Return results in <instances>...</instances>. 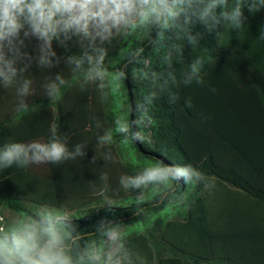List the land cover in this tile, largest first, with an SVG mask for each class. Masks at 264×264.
Instances as JSON below:
<instances>
[{"label": "trees", "instance_id": "16d2710c", "mask_svg": "<svg viewBox=\"0 0 264 264\" xmlns=\"http://www.w3.org/2000/svg\"><path fill=\"white\" fill-rule=\"evenodd\" d=\"M245 16L243 29L221 26L218 38L216 31L196 26L195 31L202 33L198 48L186 43L173 70L179 79L194 58L204 57V84H180L171 89L179 97L176 103L170 104L165 92L151 105L146 141L124 145L139 164L122 156L119 136L111 145L97 146V137L115 127L108 87L82 88L70 70H53V77L61 73L69 81L61 99L51 102L44 94L18 122L0 123V145L7 140H47L55 124L70 149L77 143L87 145L86 156L60 164L0 169V227L8 225L2 216L6 209L17 214L42 207L59 209L86 240L96 239L93 226L102 218L116 221L129 247L147 264H264V38L260 37L264 9L255 14L245 9ZM34 44H28L33 55ZM145 46L146 63L138 67L157 68L153 46ZM79 51L69 42L62 57ZM43 71L33 64L26 74L36 81L44 77ZM44 83L32 87L41 90ZM121 91L124 115L134 118L129 108L148 91L147 82L130 76ZM107 151L112 153L110 161L104 160ZM94 156L95 162H90ZM158 161L191 164L215 187L180 181L167 193L146 190L143 201L137 200L138 191L120 187L121 175H135L143 164ZM102 173L108 174L111 207L98 194Z\"/></svg>", "mask_w": 264, "mask_h": 264}, {"label": "clouds", "instance_id": "9594fccd", "mask_svg": "<svg viewBox=\"0 0 264 264\" xmlns=\"http://www.w3.org/2000/svg\"><path fill=\"white\" fill-rule=\"evenodd\" d=\"M245 9L255 14L264 9V0H0V85L14 88L16 112L30 111L28 97L33 80L26 73L33 65L50 70L63 60L66 68L81 81V87L96 84L105 89L114 75L120 85L131 76L147 82L148 91L129 108L128 114L114 120L97 137V146L119 143L125 146L144 143L145 129L152 124L151 105L165 92L168 102L179 99L173 87L193 83L204 84V57L197 56L178 79L173 61L183 57L185 44L198 48L202 26L206 32H217L223 26L240 31L245 27ZM264 38V31H261ZM36 41L33 55L28 44ZM122 40L131 41L118 50L120 67L110 72L109 52ZM73 42L79 53L61 57L54 48ZM146 43L153 46L157 68H140L146 63ZM44 93L50 101H59L62 89L69 81L61 74L45 76ZM215 91V89H213ZM97 128L101 127L99 121ZM87 145L77 143L71 149L52 125L47 140L27 143L7 140L0 145V169L13 166L60 164L86 156ZM105 152L104 160H112ZM94 156L90 162H95ZM99 179L103 187L99 195L107 206L112 201L106 195L108 174ZM180 181L184 184L202 182L214 188L215 182L191 164L169 165L163 161L150 163L135 175H121L120 187L138 191V201L144 192L167 193ZM94 240H86L79 226L62 210L36 208L18 213L5 227H0V264H147V260L129 247L118 223L108 217L93 226Z\"/></svg>", "mask_w": 264, "mask_h": 264}, {"label": "rangeland", "instance_id": "374dc122", "mask_svg": "<svg viewBox=\"0 0 264 264\" xmlns=\"http://www.w3.org/2000/svg\"><path fill=\"white\" fill-rule=\"evenodd\" d=\"M31 42L35 43L36 44V41L33 39ZM131 41H128V40H122L121 42H119L118 44L120 45L121 44V48L122 47H127L128 44L130 43ZM30 43V42H29ZM34 44V45H35ZM117 44V45H118ZM54 48L55 50L57 51V54L60 55L62 57V54H63V47H60L56 44H54ZM120 48H118L117 46L113 47L110 52H109V55H110V59H111V66H110V69L109 71L110 72H114L116 68V65L117 63L119 62L118 61V50ZM35 64V63H33ZM63 61H61L60 65L57 66V67H54L50 70H44L43 71V74H44V77L41 79V80H33V85L39 81L41 82H46L45 81V76H52L53 75V70H57V69H60L61 71H67V68L66 66L63 67ZM36 65V64H35ZM69 70V69H68ZM35 87V86H34ZM108 90L110 92V95H111V98H110V110L111 112L113 113V118L114 120L118 117V116H124V110L126 108V105L125 103L123 102V96H122V91H121V85L119 83L116 82V79H115V76L113 75L111 77V80L110 82L108 83ZM32 89H34L32 87ZM41 90L44 91V87L42 86L40 88ZM120 147H122V156L125 157V160L129 161L130 163L132 164H139L140 163V160L137 158V156L135 155V153L133 151L130 150V148H125L124 145H121ZM124 148V149H123ZM149 163L147 164H143V166H147ZM17 215V213L15 212H12L10 210H4L3 212V217L5 218V222L7 224L10 223V221Z\"/></svg>", "mask_w": 264, "mask_h": 264}, {"label": "crops", "instance_id": "0c3cea01", "mask_svg": "<svg viewBox=\"0 0 264 264\" xmlns=\"http://www.w3.org/2000/svg\"><path fill=\"white\" fill-rule=\"evenodd\" d=\"M28 76V75H27ZM34 88V87H33ZM44 91L37 88L32 89V95L28 97L31 106H37L38 98L44 97ZM17 97L14 88L5 89L0 85V123L11 125L18 122L21 114L16 112Z\"/></svg>", "mask_w": 264, "mask_h": 264}]
</instances>
